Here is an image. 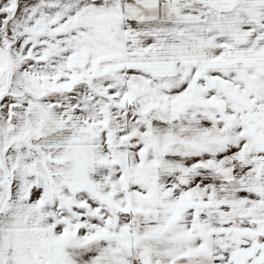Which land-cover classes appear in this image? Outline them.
I'll return each mask as SVG.
<instances>
[{
  "label": "snow or ice",
  "instance_id": "6c2138e0",
  "mask_svg": "<svg viewBox=\"0 0 264 264\" xmlns=\"http://www.w3.org/2000/svg\"><path fill=\"white\" fill-rule=\"evenodd\" d=\"M0 264H264V0H0Z\"/></svg>",
  "mask_w": 264,
  "mask_h": 264
}]
</instances>
